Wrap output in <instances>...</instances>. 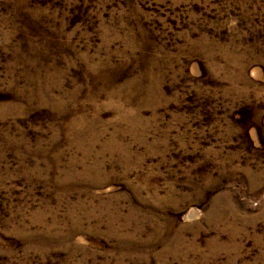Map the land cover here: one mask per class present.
Returning <instances> with one entry per match:
<instances>
[{"label": "rangeland", "instance_id": "obj_1", "mask_svg": "<svg viewBox=\"0 0 264 264\" xmlns=\"http://www.w3.org/2000/svg\"><path fill=\"white\" fill-rule=\"evenodd\" d=\"M0 264H264V0H0Z\"/></svg>", "mask_w": 264, "mask_h": 264}]
</instances>
